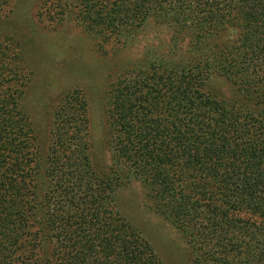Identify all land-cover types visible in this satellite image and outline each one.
<instances>
[{
  "label": "trees",
  "instance_id": "16d2710c",
  "mask_svg": "<svg viewBox=\"0 0 264 264\" xmlns=\"http://www.w3.org/2000/svg\"><path fill=\"white\" fill-rule=\"evenodd\" d=\"M21 2L0 0V264H164L117 208L128 178L191 264H264V0H36L32 25L72 18L107 58L148 20L171 28L168 51L113 59L93 84L96 143L84 85L40 125L25 110L36 32L2 26Z\"/></svg>",
  "mask_w": 264,
  "mask_h": 264
},
{
  "label": "rangeland",
  "instance_id": "374dc122",
  "mask_svg": "<svg viewBox=\"0 0 264 264\" xmlns=\"http://www.w3.org/2000/svg\"><path fill=\"white\" fill-rule=\"evenodd\" d=\"M36 0H22L16 7L14 18L8 15L2 26L21 34L36 32L34 40L25 46V61L31 69V77L23 95L25 110L35 117L40 125L47 116L59 93L74 84L84 85L89 96V115L94 124L91 138L94 143L101 141L99 132L101 92L93 84L101 86L112 72V60L123 63L128 57L147 53L161 54L168 51L171 28L156 20L146 21L115 57L107 58L104 52H97L95 39L83 31L76 20L68 18L55 28L45 30L43 25L34 24L33 14ZM181 45L185 46L184 42ZM170 47V46H169ZM98 54H97V53ZM101 79V80H100ZM222 91L227 90L221 78H215ZM97 140V141H96ZM97 164H108V150L97 143L93 147ZM117 208L152 245L164 264H191L188 245L168 221L154 212L150 201L144 195L142 185L133 178L122 180L115 190Z\"/></svg>",
  "mask_w": 264,
  "mask_h": 264
}]
</instances>
